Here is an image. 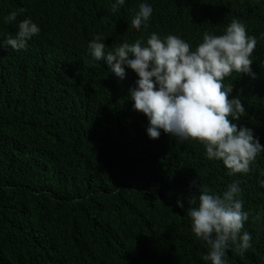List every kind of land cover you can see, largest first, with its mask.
<instances>
[{"label": "trees", "instance_id": "1", "mask_svg": "<svg viewBox=\"0 0 264 264\" xmlns=\"http://www.w3.org/2000/svg\"><path fill=\"white\" fill-rule=\"evenodd\" d=\"M115 3L0 0V264H212L188 208L198 207L200 185L222 198L232 183L249 214L241 234L252 239L243 254L229 242L224 259L264 264V151L249 172L230 175L199 141L162 129L150 138L149 118L130 98L138 74L125 65L120 79L88 47L96 36L106 54L138 39L147 46L156 33L195 51L205 32L225 34L238 20L257 40L255 78L224 79L245 108L229 119L264 147V0H125L113 12ZM144 3L153 12L138 30L131 21ZM27 18L39 34L19 51L5 47Z\"/></svg>", "mask_w": 264, "mask_h": 264}, {"label": "clouds", "instance_id": "2", "mask_svg": "<svg viewBox=\"0 0 264 264\" xmlns=\"http://www.w3.org/2000/svg\"><path fill=\"white\" fill-rule=\"evenodd\" d=\"M124 2L117 0L112 11H117ZM152 12L149 4H140L131 21L132 27L139 30L142 24L146 26ZM17 15L11 12L5 21L14 22ZM39 32L40 28L30 18L23 19L15 38H7L4 46L19 51ZM100 41L101 37L96 36L88 45L95 60L106 62L120 79L126 76L125 65L138 74L137 87L130 89V98L134 101V109L149 118L150 138L158 139L162 129L180 142L199 141L206 148L207 158L222 160L230 175L249 172L250 164L264 147L250 128L238 129L229 119L239 120L245 115V108L239 96L229 99L233 85L225 87L223 83L233 72L247 73L255 78L250 57L257 40L248 36L242 23L233 20L222 35L205 32L203 42L195 51L176 35H167L162 40L152 33L147 46H142V40L138 39L132 44L124 42L107 54L105 43ZM260 183L264 186V180ZM198 192V207L188 208L192 231L210 245L211 250L204 260L226 264L224 258L229 242L241 254L251 247V235L247 231L241 234L249 218L242 210V201L237 199L241 189L238 183H232L222 198L210 194V190L201 185ZM196 203L195 195L189 198L190 205ZM177 206L184 207L180 200Z\"/></svg>", "mask_w": 264, "mask_h": 264}]
</instances>
